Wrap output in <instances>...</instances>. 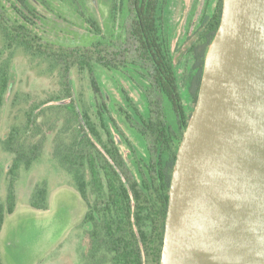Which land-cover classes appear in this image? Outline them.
<instances>
[{"label":"trees","instance_id":"trees-1","mask_svg":"<svg viewBox=\"0 0 264 264\" xmlns=\"http://www.w3.org/2000/svg\"><path fill=\"white\" fill-rule=\"evenodd\" d=\"M67 1L84 17L80 0ZM5 2L0 0V122L17 55L35 67L37 75L56 78L60 89L47 99L30 102L24 96L8 105L9 125L0 135V151L11 161L6 169L5 202L0 203V233L5 215H11L17 205L14 185L19 171L29 170L41 158L47 134L52 133L59 167L86 206L81 227L87 247L80 264H161L176 154L197 101L223 0H205L183 51L179 77L169 40L170 0H113L110 12H125L122 25L128 48H123V53L104 40L74 47L43 40L33 29L40 19L32 0ZM34 2L41 7L50 5L47 0ZM85 20L94 35H101L94 19ZM97 69L114 70L131 80V74H136L144 84L139 89L147 103L145 116L135 107L134 118L117 110L123 123L134 129L145 145L146 154H138L115 129L128 149L129 163L114 139L112 118L108 119L107 107L100 102L103 98L97 96L96 105L74 98L72 74H82L88 90L97 95ZM65 100L67 103L61 104ZM48 196L44 185L36 186L30 207L47 210Z\"/></svg>","mask_w":264,"mask_h":264},{"label":"water","instance_id":"water-1","mask_svg":"<svg viewBox=\"0 0 264 264\" xmlns=\"http://www.w3.org/2000/svg\"><path fill=\"white\" fill-rule=\"evenodd\" d=\"M161 264H264V0H223L176 154Z\"/></svg>","mask_w":264,"mask_h":264},{"label":"rangeland","instance_id":"rangeland-1","mask_svg":"<svg viewBox=\"0 0 264 264\" xmlns=\"http://www.w3.org/2000/svg\"><path fill=\"white\" fill-rule=\"evenodd\" d=\"M47 1L50 5L41 7L32 0L40 19L34 22L33 29L43 40L70 47L88 46L98 40H104L112 42L113 47L119 52H122L123 48H128V41H124L125 29L123 30L122 25L125 12L122 9L115 11L112 9L110 12L113 0L111 3L110 0H80L84 7V10H81L84 17L77 14L67 0ZM204 5L205 0L169 2L167 13L169 40L178 77L181 74L183 51L197 27ZM89 17L94 19L101 35L92 33L85 20ZM14 64L6 99L7 106L2 110L0 135H4L8 129L10 108L8 105L12 99L27 96L30 102H37L40 98L47 99L57 94L60 89L56 78L37 75V69L23 56L17 55ZM95 76L99 89L97 95L88 90V82L82 74L78 72L72 74L74 98L78 102L82 99L83 103L89 105L99 103L97 96L103 98L100 102L107 107L108 119L112 118L114 139L126 162H130L129 152L116 128L130 141L138 154L144 156L146 151L143 139L134 129L123 123L117 112L118 109H122L129 113L131 118L136 117V112L146 115L147 103L139 89V85L144 86L141 78L131 74L133 78L131 80L127 75L114 70L100 69L96 70ZM182 98L187 101L184 92ZM64 103L67 101L61 102ZM127 105H131V108ZM133 107L136 112H133ZM52 138V133L47 134L41 158L29 170L19 171L18 180L14 185L17 205L11 215H5L0 233V264H80L81 254L87 247L81 227L86 206L70 185L68 175L59 167ZM10 161L11 157L0 151L1 204L5 202L6 169ZM41 185L48 190L47 210H36L29 205L34 188Z\"/></svg>","mask_w":264,"mask_h":264}]
</instances>
